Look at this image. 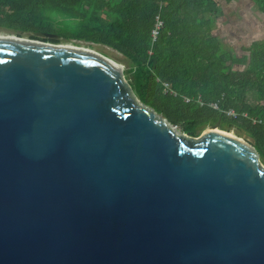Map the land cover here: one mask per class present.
Instances as JSON below:
<instances>
[{
  "label": "water",
  "instance_id": "95a60500",
  "mask_svg": "<svg viewBox=\"0 0 264 264\" xmlns=\"http://www.w3.org/2000/svg\"><path fill=\"white\" fill-rule=\"evenodd\" d=\"M169 126L106 56L0 39V264H264L254 141Z\"/></svg>",
  "mask_w": 264,
  "mask_h": 264
},
{
  "label": "trees",
  "instance_id": "16d2710c",
  "mask_svg": "<svg viewBox=\"0 0 264 264\" xmlns=\"http://www.w3.org/2000/svg\"><path fill=\"white\" fill-rule=\"evenodd\" d=\"M252 1L264 16V0ZM222 16L220 0H0V30L119 52L130 61L125 76L143 106L192 137L222 120V130L236 129L254 141L264 163V41L234 52L215 34ZM156 18L162 28L153 42Z\"/></svg>",
  "mask_w": 264,
  "mask_h": 264
},
{
  "label": "rangeland",
  "instance_id": "374dc122",
  "mask_svg": "<svg viewBox=\"0 0 264 264\" xmlns=\"http://www.w3.org/2000/svg\"><path fill=\"white\" fill-rule=\"evenodd\" d=\"M220 4L223 8L224 16H222L221 21L217 25L215 34L222 37V41L226 46L231 47L234 52L241 53L242 47L250 46L254 41H264V16L258 13L252 0H232L229 4L225 3L224 0H220ZM67 26L68 24H65L62 28L66 29ZM2 35L14 39H21L18 35L8 30H0V36ZM22 39L28 40L29 37H24ZM60 44H72L77 47L85 46L91 48L92 50H95L96 53H100L118 63L124 71V75L125 71L130 68V61L122 54L109 47L73 40H70V42L63 41ZM234 69L244 70L245 67L235 66ZM248 98L249 100H252L251 97ZM169 127L182 135V132L178 128L172 126ZM208 128L209 127L205 128L198 137L203 135ZM220 131L230 133L241 140L243 139L250 142L244 132H239L236 129L226 131L221 128ZM261 162L264 165L262 160Z\"/></svg>",
  "mask_w": 264,
  "mask_h": 264
},
{
  "label": "built area",
  "instance_id": "2783aa9c",
  "mask_svg": "<svg viewBox=\"0 0 264 264\" xmlns=\"http://www.w3.org/2000/svg\"><path fill=\"white\" fill-rule=\"evenodd\" d=\"M156 24H157L156 28L152 32V37H153L154 41L157 40L158 30L162 27V23L159 20V18H156ZM163 87H164L165 91H167V89L169 88V86L167 84H165V83H163ZM170 94H172L175 97L174 93L170 92ZM185 102L188 104V103H190V100L189 99H185ZM214 108L217 109V110L219 109V107L217 105H214ZM228 116L233 117V118H237V115L234 112H230L228 114ZM256 123L257 122H254V124H256Z\"/></svg>",
  "mask_w": 264,
  "mask_h": 264
},
{
  "label": "bare ground",
  "instance_id": "6f19581e",
  "mask_svg": "<svg viewBox=\"0 0 264 264\" xmlns=\"http://www.w3.org/2000/svg\"><path fill=\"white\" fill-rule=\"evenodd\" d=\"M0 39H7V40H15V41H27V40H22L21 39H14V38H11L9 36H5V35H2L0 36ZM61 47H67V48H72V49H78V50H83V51H87V52H95V50H92L91 48H87L85 46H82V47H77L75 45H72V44H59ZM96 53V52H95ZM216 132H221L220 130H216ZM230 136H233L232 134L229 133ZM235 137V136H233Z\"/></svg>",
  "mask_w": 264,
  "mask_h": 264
},
{
  "label": "crops",
  "instance_id": "0c3cea01",
  "mask_svg": "<svg viewBox=\"0 0 264 264\" xmlns=\"http://www.w3.org/2000/svg\"><path fill=\"white\" fill-rule=\"evenodd\" d=\"M161 23H162V22H161ZM156 25H157V24H156ZM156 25H155V28H156ZM155 28H154V29H155ZM161 28H162V27H161ZM161 28H160V29H161ZM160 29H159V30H160ZM159 30H158V31H159ZM152 32H153V31H152ZM157 36H158V35H157ZM152 39H153V37H152ZM156 41H157V40H156ZM156 41L153 40V42H156ZM95 45H96V44H95ZM150 54H152V52H150Z\"/></svg>",
  "mask_w": 264,
  "mask_h": 264
}]
</instances>
